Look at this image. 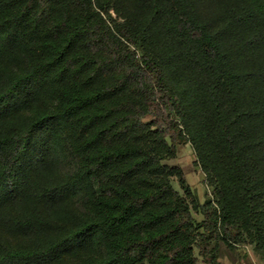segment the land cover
<instances>
[{
	"label": "trees",
	"instance_id": "trees-1",
	"mask_svg": "<svg viewBox=\"0 0 264 264\" xmlns=\"http://www.w3.org/2000/svg\"><path fill=\"white\" fill-rule=\"evenodd\" d=\"M71 235L50 264L264 259V0H0V264Z\"/></svg>",
	"mask_w": 264,
	"mask_h": 264
},
{
	"label": "rangeland",
	"instance_id": "rangeland-1",
	"mask_svg": "<svg viewBox=\"0 0 264 264\" xmlns=\"http://www.w3.org/2000/svg\"><path fill=\"white\" fill-rule=\"evenodd\" d=\"M109 12L112 16H116L113 10ZM164 162L169 166L180 168L185 183L181 185L178 178L172 176V185L186 197L193 217L201 219L203 214L199 205L213 201V194L204 172L196 161L191 144L187 141L178 143L174 156L166 158ZM216 245L219 264H264V259L247 242H226L219 238L216 240Z\"/></svg>",
	"mask_w": 264,
	"mask_h": 264
},
{
	"label": "snow or ice",
	"instance_id": "snow-or-ice-1",
	"mask_svg": "<svg viewBox=\"0 0 264 264\" xmlns=\"http://www.w3.org/2000/svg\"><path fill=\"white\" fill-rule=\"evenodd\" d=\"M56 195V193H53V198H55ZM65 246L79 247L80 241L74 235L54 239L47 252L33 257L32 264H50L55 258V255Z\"/></svg>",
	"mask_w": 264,
	"mask_h": 264
}]
</instances>
